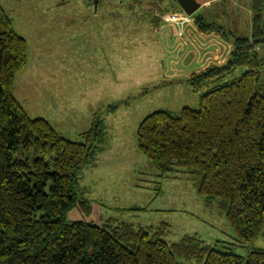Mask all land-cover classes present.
Instances as JSON below:
<instances>
[{
	"label": "trees",
	"instance_id": "1",
	"mask_svg": "<svg viewBox=\"0 0 264 264\" xmlns=\"http://www.w3.org/2000/svg\"><path fill=\"white\" fill-rule=\"evenodd\" d=\"M263 8L264 0H252L249 37L194 14L200 30L222 31L231 42L227 59L186 78L201 91L198 109H157L136 129L137 148L154 169L165 175L186 168L205 204L224 211L239 245L264 229V57L252 42L264 36ZM27 58L26 40L0 6V264H264L260 248L241 256L196 235L167 242L166 222L66 220L74 207L90 211L77 187L83 165L103 149L105 123L94 113L74 141L48 120L30 117L11 92ZM20 147L32 149L31 160L14 156ZM48 152V160L36 155Z\"/></svg>",
	"mask_w": 264,
	"mask_h": 264
},
{
	"label": "rangeland",
	"instance_id": "2",
	"mask_svg": "<svg viewBox=\"0 0 264 264\" xmlns=\"http://www.w3.org/2000/svg\"><path fill=\"white\" fill-rule=\"evenodd\" d=\"M251 3L210 0L194 14L249 37ZM0 6L27 43V62L11 87L26 113L48 120L74 141L81 140L94 113L105 123L103 149L83 165L77 187L90 211L74 207L66 220L102 225L114 219L135 226L166 222L167 242L196 235L241 256L264 250V229L239 245L224 211L215 202L205 204L186 168L160 175L136 144L137 126L150 112L198 109L201 91L186 78L225 62L232 44L222 31L200 30L194 14L166 27L162 17L179 12L172 10L179 8L175 0H100L96 9L89 0H0ZM262 18L264 28V8ZM255 48L264 57V46ZM33 155L32 149L20 147L14 156L31 160ZM36 155L48 160L52 154Z\"/></svg>",
	"mask_w": 264,
	"mask_h": 264
},
{
	"label": "water",
	"instance_id": "3",
	"mask_svg": "<svg viewBox=\"0 0 264 264\" xmlns=\"http://www.w3.org/2000/svg\"><path fill=\"white\" fill-rule=\"evenodd\" d=\"M94 9H96L99 0H91ZM179 8L187 15L194 14L199 8L200 3L197 0H175ZM252 42H259V46H264V36L254 39Z\"/></svg>",
	"mask_w": 264,
	"mask_h": 264
},
{
	"label": "built area",
	"instance_id": "4",
	"mask_svg": "<svg viewBox=\"0 0 264 264\" xmlns=\"http://www.w3.org/2000/svg\"><path fill=\"white\" fill-rule=\"evenodd\" d=\"M193 17V16H192ZM191 18V15H187L183 11L178 13H167L162 17L164 23L172 24L177 22L188 21Z\"/></svg>",
	"mask_w": 264,
	"mask_h": 264
},
{
	"label": "crops",
	"instance_id": "5",
	"mask_svg": "<svg viewBox=\"0 0 264 264\" xmlns=\"http://www.w3.org/2000/svg\"><path fill=\"white\" fill-rule=\"evenodd\" d=\"M166 1V0H165ZM210 0H201L199 3L200 5H202L203 7L207 6L209 4ZM201 7V6H200ZM173 11H181L179 8L178 9H175L173 8L172 9ZM164 24V23H163ZM166 27H171L172 25L171 24H168V23H165ZM165 28V27H164ZM163 28V29H164ZM211 32V31H210ZM214 32V31H213ZM163 39H166V38H163ZM162 41V39H161ZM229 48V47H228Z\"/></svg>",
	"mask_w": 264,
	"mask_h": 264
}]
</instances>
